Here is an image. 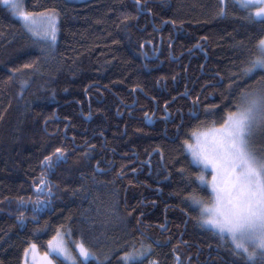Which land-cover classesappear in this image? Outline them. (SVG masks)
Wrapping results in <instances>:
<instances>
[{"label": "trees", "instance_id": "obj_1", "mask_svg": "<svg viewBox=\"0 0 264 264\" xmlns=\"http://www.w3.org/2000/svg\"><path fill=\"white\" fill-rule=\"evenodd\" d=\"M21 3L56 14L57 42L49 48L0 4V264H22L31 244L48 252L57 232L77 264L74 243L103 264H128L133 248L142 264H245L193 218L187 194H210L183 143L236 110L229 80L264 25L232 0L225 16L220 0ZM57 147L66 162L50 170L41 161Z\"/></svg>", "mask_w": 264, "mask_h": 264}, {"label": "snow or ice", "instance_id": "obj_2", "mask_svg": "<svg viewBox=\"0 0 264 264\" xmlns=\"http://www.w3.org/2000/svg\"><path fill=\"white\" fill-rule=\"evenodd\" d=\"M232 2L235 7L246 13L244 19L250 23L264 25V0H232ZM136 3L139 5L140 0H136ZM0 4L10 9L12 15L17 17L28 31L44 39L55 41L54 23L50 29L37 32L33 27V13L23 10L21 0H0ZM227 8V0H220L216 15H227ZM49 19L54 22L55 18L49 16ZM232 75L235 79L229 80V89L233 85L239 88V102L233 101L236 110L228 111L222 124L218 127L214 126L208 133L203 134L204 140L197 136L196 145L185 141L187 149L191 152L190 164L200 168V171L195 173L196 180L201 186L208 185L211 202H206L195 191L187 194L185 199L193 211L198 210V215L193 218L199 225L219 235L221 240L230 239L234 245L233 251L243 258L245 264H257V260L259 264H264V144L258 146L256 142L257 136L264 135V37L257 41L256 51L250 53L246 61H241L238 73ZM247 81H253L258 86L249 88ZM210 107L216 106L206 105V111ZM213 124L215 125V122ZM193 135L196 136V133ZM64 151L57 147L54 153L44 157L41 164L51 170L61 162H66ZM209 168L212 171V178L211 181H206L204 172ZM40 184H45L43 178ZM59 235L57 232V236L48 241L50 252L58 259L63 257L62 264L68 261L77 264L76 259L70 255L62 242L54 243L58 241ZM147 247L150 248L151 245ZM31 248L34 252L36 245H31ZM76 248L79 250V256L82 257L79 264H89L93 259L97 264H103L97 253L85 244L77 243ZM28 251L29 249L26 248L25 255ZM48 256L49 253L46 252L45 264H53ZM144 256V251L133 248L123 253L122 259L128 264H142L140 258ZM149 264H158V262L153 260Z\"/></svg>", "mask_w": 264, "mask_h": 264}, {"label": "rangeland", "instance_id": "obj_3", "mask_svg": "<svg viewBox=\"0 0 264 264\" xmlns=\"http://www.w3.org/2000/svg\"><path fill=\"white\" fill-rule=\"evenodd\" d=\"M69 1H72V2H80V1H83V0H69ZM49 16H52V17L55 18L54 19V22L49 19ZM33 20H34L33 27H34V29L37 32H43L46 29H50V27L54 23V26L56 28V32H55L56 39H55L54 42L51 41V39H44L42 36L35 35L37 38H40L42 41H44L48 45L49 48H53L55 46L56 42H57V17H56V14L54 12H46V13L33 14ZM49 35H51L50 31H49ZM213 127L214 126L207 127V128H202V129L197 130L196 132H194V133H196V136L192 135V137H191L192 139L189 142L188 141L187 142L189 144L196 145V143H197V136H199V138L201 140H204L205 139V136L203 134L208 133L209 130L211 128H213ZM216 127H218V126H216ZM209 138H210V136H209ZM256 142H257V145L258 146L260 144H264V135L257 136L256 137ZM185 151H186V153L188 154V156H189V158L191 160L192 159L191 152L187 149L186 145H185ZM206 173L208 175H206ZM204 175H205L206 181H211V178H212L211 168H209L207 171H205L204 172ZM202 186H204L208 190L209 194L211 195V191H210V188L208 187V185L205 184V185H202ZM208 202L210 203L211 201L209 200ZM59 234L60 235L58 237V241H54V243L62 242L63 246L67 249V251L70 253V255L76 259V257L74 256V253L72 251L73 249H71V246L68 243L69 236L67 234L63 233V232H59ZM54 236H57V233ZM227 240L233 245V243H232V241L230 239H227ZM31 245H33V244H31ZM31 245H29L27 247V249H29L28 254L25 255V253H24V258H23L22 264H45L44 254L46 252H43V253L42 252H39V250H38L37 247L35 248V251L33 252L32 248H31ZM73 247L76 248V243H74ZM76 250H77V252H79V250L77 248H76ZM136 250H138V249H136ZM47 253H49L48 259L52 260L53 261V264H55V261H54V259L51 256L53 254L50 252L49 246H48V252ZM80 258L82 259V257H80ZM60 259L63 260V257H61ZM76 261H77V259H76ZM66 263L67 264H71V261H68ZM77 263H78V261H77Z\"/></svg>", "mask_w": 264, "mask_h": 264}, {"label": "flooded vegetation", "instance_id": "obj_4", "mask_svg": "<svg viewBox=\"0 0 264 264\" xmlns=\"http://www.w3.org/2000/svg\"><path fill=\"white\" fill-rule=\"evenodd\" d=\"M194 48L192 49V50H194V49H197L198 48V52L199 53H202L203 54V64L208 60V58H209V54H208V52L207 51H205V49L204 48H202V47H205V46H203V44L201 45V46H198V41L197 42H194ZM190 52V51H189ZM201 70H202V65H201ZM185 96L187 97V94H185ZM165 106V105H164ZM166 109V107H163V110H165ZM199 111H200V109H196V110H194V108H192L191 109V111H190V117L191 118H197V115L199 114ZM169 116H168V114L165 116V117H163V116H161V118H164V119H167ZM189 142V141H188ZM183 147H184V149H185V142L183 143Z\"/></svg>", "mask_w": 264, "mask_h": 264}]
</instances>
